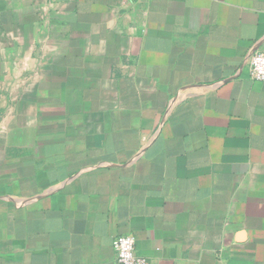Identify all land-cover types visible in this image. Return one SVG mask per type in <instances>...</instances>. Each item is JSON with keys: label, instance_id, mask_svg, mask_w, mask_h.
I'll use <instances>...</instances> for the list:
<instances>
[{"label": "crops", "instance_id": "obj_1", "mask_svg": "<svg viewBox=\"0 0 264 264\" xmlns=\"http://www.w3.org/2000/svg\"><path fill=\"white\" fill-rule=\"evenodd\" d=\"M264 0H0V264H264Z\"/></svg>", "mask_w": 264, "mask_h": 264}, {"label": "built area", "instance_id": "obj_2", "mask_svg": "<svg viewBox=\"0 0 264 264\" xmlns=\"http://www.w3.org/2000/svg\"><path fill=\"white\" fill-rule=\"evenodd\" d=\"M251 79L264 81V48L255 51L249 58ZM112 249L119 264H148L145 257L136 254L135 239L131 234H120L113 238Z\"/></svg>", "mask_w": 264, "mask_h": 264}]
</instances>
